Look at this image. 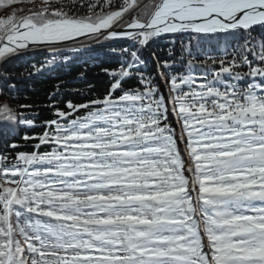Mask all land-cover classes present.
Wrapping results in <instances>:
<instances>
[{
  "label": "snow or ice",
  "instance_id": "snow-or-ice-1",
  "mask_svg": "<svg viewBox=\"0 0 264 264\" xmlns=\"http://www.w3.org/2000/svg\"><path fill=\"white\" fill-rule=\"evenodd\" d=\"M0 8V65L49 53L32 76L96 48L116 57L95 65L103 95L63 107L64 82L47 104H13L0 73V264H264V0ZM168 36L167 58L144 57Z\"/></svg>",
  "mask_w": 264,
  "mask_h": 264
},
{
  "label": "trees",
  "instance_id": "trees-1",
  "mask_svg": "<svg viewBox=\"0 0 264 264\" xmlns=\"http://www.w3.org/2000/svg\"><path fill=\"white\" fill-rule=\"evenodd\" d=\"M36 2L38 4L39 0H36ZM31 6L28 3L18 5V7L25 9ZM10 11L11 9L5 11V9L0 8V16H5ZM254 35L256 34L254 33ZM169 39H172V37L151 44L144 52V57L149 58L152 53H155L161 59L167 58L168 49L171 47L168 43ZM176 47L177 49L179 48L178 43ZM176 54L179 55V52L177 51ZM46 56L49 55L45 51H41L7 61L0 65V73L11 74L15 77L11 83L16 85L18 91L12 93V95L18 96L19 101H14L12 102L13 104H47L50 102L48 100L49 94L55 91V85L60 82L64 83L60 89V95L56 99L60 102L61 107H63L65 100L71 99L76 102H83L86 98L101 96L107 87L108 77L100 73V69L95 65H102L104 67L115 66L116 61V57L111 56L107 49L96 48L92 52L85 53L71 65L61 64L55 67L53 71L29 76V73L32 72L31 65L40 64ZM182 70L181 68L176 69L178 72ZM81 73H83L82 77ZM0 99H7V97H0ZM35 111L39 113L37 123L52 118L49 109L45 107H37ZM24 131L25 129H21L20 134L22 135ZM33 131L41 132L43 129L36 128ZM9 143H11V139L4 134H0V151ZM180 147L183 149L184 145L181 144Z\"/></svg>",
  "mask_w": 264,
  "mask_h": 264
},
{
  "label": "water",
  "instance_id": "water-1",
  "mask_svg": "<svg viewBox=\"0 0 264 264\" xmlns=\"http://www.w3.org/2000/svg\"><path fill=\"white\" fill-rule=\"evenodd\" d=\"M169 37V36H168Z\"/></svg>",
  "mask_w": 264,
  "mask_h": 264
}]
</instances>
